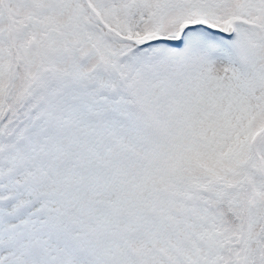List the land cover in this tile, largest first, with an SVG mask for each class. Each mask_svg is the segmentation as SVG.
Segmentation results:
<instances>
[{"label":"snow or ice","instance_id":"snow-or-ice-1","mask_svg":"<svg viewBox=\"0 0 264 264\" xmlns=\"http://www.w3.org/2000/svg\"><path fill=\"white\" fill-rule=\"evenodd\" d=\"M0 264H264V0H0Z\"/></svg>","mask_w":264,"mask_h":264}]
</instances>
